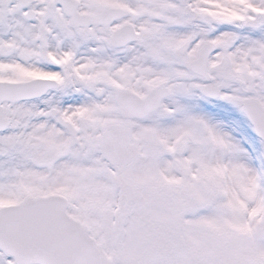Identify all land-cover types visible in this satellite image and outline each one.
<instances>
[{
  "label": "snow or ice",
  "instance_id": "snow-or-ice-1",
  "mask_svg": "<svg viewBox=\"0 0 264 264\" xmlns=\"http://www.w3.org/2000/svg\"><path fill=\"white\" fill-rule=\"evenodd\" d=\"M0 264H264V0H0Z\"/></svg>",
  "mask_w": 264,
  "mask_h": 264
}]
</instances>
